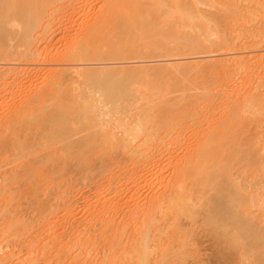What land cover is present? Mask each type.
<instances>
[{"label":"bare ground","instance_id":"obj_1","mask_svg":"<svg viewBox=\"0 0 264 264\" xmlns=\"http://www.w3.org/2000/svg\"><path fill=\"white\" fill-rule=\"evenodd\" d=\"M76 1L0 0V61L11 62L0 70V98L11 105L0 115V264L21 262L11 263L16 247L27 250V264H200V230L217 255L235 256L229 263L263 262L264 53L183 59L172 66L177 75L160 67L169 76L157 66L125 68L141 85L118 94H96L88 81L114 70L80 62L261 49L264 0H105L94 14ZM80 8L84 27L47 52L53 23ZM24 61L52 66L34 71ZM150 69L177 94H166ZM190 110L214 127L195 151L146 153L152 130L182 126ZM164 166L170 174L159 179Z\"/></svg>","mask_w":264,"mask_h":264},{"label":"rangeland","instance_id":"obj_2","mask_svg":"<svg viewBox=\"0 0 264 264\" xmlns=\"http://www.w3.org/2000/svg\"><path fill=\"white\" fill-rule=\"evenodd\" d=\"M78 1V0H77ZM76 1V2H77ZM106 2L105 0H100V2H99V0H79L78 2L81 4V5H83V4H88L87 6H89L86 10H90L91 12H92V14H94V13H96V11L99 9L98 7H100L104 2ZM108 1V0H107ZM78 2H77V5H78ZM96 3V4H95ZM79 4V5H80ZM91 6V7H90ZM91 8V9H90ZM93 10V11H92ZM84 10H82L81 8H80V10H79V12L77 13V12H75V13H73V14H68L69 15V21L67 20L68 19V17H66V18H64V19H62L61 18V21L59 20V21H57L58 22V25L56 24L57 22H55V24L53 23V26H55V31H54V35H52V41H50V43H48V47L46 48L47 49V52H48V49L50 50H52V52H54V49H55V51L57 50V51H61V49H63L66 45V43H69V41H71L73 38H72V36H74V34L75 33H77L78 32V30L80 29V28H82V27H84V25H82L83 24V17H84V13L82 14L81 12H83ZM85 12V11H84ZM94 12V13H93ZM74 15V16H73ZM78 15V16H77ZM80 16V17H79ZM77 18V19H76ZM66 19V20H65ZM71 19V20H70ZM74 19V20H73ZM76 19V20H75ZM80 19V20H79ZM63 20V21H62ZM82 20V21H81ZM65 22H66V24H65ZM62 23V24H61ZM68 23H70V24H72V26L71 25H69ZM65 24V25H64ZM65 26V27H64ZM70 26V27H69ZM72 27V28H71ZM80 27V28H79ZM52 28V29H53ZM64 28V29H63ZM67 30H66V29ZM70 28V29H69ZM63 29V30H62ZM75 29V30H74ZM67 31L66 32V35H68L66 38L64 37V39H63V37H62V39H59V37H61L62 36V34H63V31ZM70 31V32H69ZM75 33H74V32ZM61 33V34H60ZM74 33V34H73ZM71 36V37H70ZM56 37V38H55ZM55 38V39H54ZM51 40V39H50ZM65 41V42H64ZM43 45L45 46V44L43 43ZM43 47V46H42ZM60 49V50H59ZM42 50H43V48H42ZM51 50L49 51L50 53H52L51 52ZM231 50V51H230ZM230 50H228V51H223L222 52V50L221 51H219V52H216V51H214V52H209V53H207L206 52V54L205 53H202V55H201V53L200 54H192V53H182V54H180V55H178L179 53H175V52H172L173 53V55H172V53L171 52H168V55H166V54H163V55H157V56H153V55H145V54H135V55H132V56H117L116 58L115 57H113V56H107L106 57V59L104 58H100V59H92V60H87V61H83V62H80V63H82L81 65H87V67L88 68H90L91 69V67L92 68H100V67H102V68H104V67H106V68H109L110 70H114L113 72H115V73H111L110 75H112V76H110V77H107V79H106V77H104L103 76V78L101 77L102 75L101 74H97V73H95L93 76V78H91L90 80H88V81H90V82H92V80L94 81V82H92L93 83V85H91V87H90V89H92L93 90V92L94 93H96V94H101V93H104V91L106 92V91H109V92H112V93H115V94H118V93H123V92H125V93H135V92H137L138 90V87L141 85V82L138 80V78H136L137 76H134V77H132V75L134 74V72H133V68H136V69H148V68H151V67H154V66H157V67H159L158 69H157V67L156 68H154V71L156 70V72H158V74H159V72H160V70L162 69V68H160V67H164L165 65L168 67V64H169V69L171 70V71H169V70H164V68L162 69V70H164V73L166 72V74H167V76H169V72H171L170 74H172V75H177V73L175 72V74L174 73H172V72H174V70L172 69L173 67V64H176V66H179L180 64H182V66H183V64H186V66L187 65H189L190 63H192L193 62V64H195L196 62H200V61H206V62H208V61H216V60H218V59H230V58H234V56L235 57H238V56H248V55H250V56H256V54L257 53H264V47H262L261 49L260 48H255V50L253 49V48H247V49H230ZM49 53V54H50ZM171 53V54H170ZM48 54V53H47ZM175 54H177V55H175ZM257 55H259V54H257ZM124 57V58H123ZM184 59V60H183ZM181 60H183V62L181 61V63L180 64H178L179 62ZM208 60V61H207ZM4 61V60H3ZM42 61V60H41ZM41 61H38L37 62V64H36V62L34 63V62H30V64H29V62H26V63H28L29 65H26V63H25V61L23 62V63H25V68H28V67H33L32 69H34V68H36V70L34 69V71H40V68L42 69V70H44L43 69V67L44 68H46L47 69V67L50 65V66H52V64L51 63H47V67H46V63L45 62H41ZM185 61V62H184ZM190 61V62H189ZM171 62V63H170ZM178 62V63H177ZM186 62H189L188 64L186 63ZM0 70H4V69H6V68H8V67H11V62H6V61H4V62H2V61H0ZM21 63L22 62H18V63H12V65H14V66H16V67H18V66H20L21 65ZM44 63V64H43ZM10 64V65H9ZM17 64V65H16ZM34 64V65H33ZM49 64V65H48ZM89 64V65H88ZM170 64H172L171 66H170ZM24 65V64H23ZM164 65V66H163ZM14 66H12V67H14ZM50 66L48 67V68H50ZM165 66V67H166ZM181 66V65H180ZM185 66V65H184ZM20 67H24V66H20ZM138 67V68H137ZM140 67V68H139ZM105 68V69H106ZM125 68H126V71L129 69V70H131V68H132V72H133V74H131L130 76H129V79L128 78H125V77H127L126 75H125V72H124V70H125ZM38 69V70H37ZM123 71H122V70ZM144 69V70H145ZM167 69V68H166ZM140 70H137V72L138 71H140ZM141 70V71H142ZM149 70V69H148ZM150 70H152L153 71V69H150ZM173 70V71H172ZM33 71V72H34ZM111 71V72H112ZM135 71V70H134ZM154 71L152 72V73H150L149 74V72H148V77L150 78V79H152V78H154V76L153 77H150L151 76V74L152 75H156L157 73L155 72L154 73ZM167 71H169V72H167ZM176 71V70H175ZM122 72H124L123 74H121ZM137 72H135V75H136V73ZM143 72H145L146 73V70L145 71H143ZM162 72V71H161ZM127 73H131V72H127ZM154 73V74H153ZM163 73V72H162ZM162 73H160V74H162ZM157 74V75H158ZM122 75H125V76H122ZM129 75V74H128ZM163 75V74H162ZM162 75H159V77H156V78H154V79H158L157 81H160L159 83H160V85H161V83L163 82H166L167 81V79L165 78L164 79V76H166V75H164V76H162ZM172 75H171V77H172ZM166 76V77H167ZM24 77V76H23ZM22 76L21 77H19L20 78V80H21V78H22V82H24V81H28L29 82V78H27V77H29V76H25L26 78H27V80H25V77L23 78ZM146 77V76H145ZM160 77H161V80H160ZM237 78H236V80L237 79H239V75H237L236 76ZM241 77V76H240ZM168 78V77H167ZM173 78V77H172ZM176 78H178L177 76H176ZM163 79L165 80V81H163ZM174 79H175V76H174ZM24 80V81H23ZM98 80H100V81H98ZM104 80V81H103ZM111 82V84L108 82ZM172 80V79H171ZM171 80H168V81H171ZM174 81L175 80H173V83H174ZM27 82V83H28ZM100 82H102L101 84H98V83H100ZM106 84H105V83ZM178 82V80L177 81H175V83H177ZM25 83V82H24ZM27 83H25V85L27 84ZM91 83V84H92ZM108 83V84H107ZM114 85H113V84ZM170 83V82H169ZM169 83H167V84H164V85H166L168 88H165V86L162 84L161 86L163 87V88H161V89H163L165 92H166V94H168L170 97H173V95L175 94H177V91L176 90H174L175 88H174V84H172L173 86V88L171 87V85L169 84ZM104 86H103V85ZM231 84V83H230ZM112 85V86H111ZM160 85H158L159 86V88H160ZM168 85H170V88H169V86ZM106 86V87H105ZM110 88V89H109ZM165 88V89H164ZM229 87H226L225 88V91H229V89H228ZM109 89V90H108ZM171 89L172 90H174V91H171ZM227 89V90H226ZM111 90V91H110ZM227 91V92H228ZM170 92V93H169ZM171 92H174V93H171ZM161 93H162V91H161ZM164 93V92H163ZM190 94L191 93V95L192 94H194V92H193V90H191V91H188L187 92V94ZM188 94V95H189ZM174 95V96H175ZM6 95H4L3 97H1L0 98V115L2 114V112H3V110L5 111V109L7 108V107H11V105H9L10 103L8 102V101H10V99H9V97H5ZM8 96V95H7ZM223 97H225L226 98V96H223ZM9 103V104H8ZM9 105V106H8ZM8 109V108H7ZM202 111V110H201ZM214 114H217V112H215ZM190 115H192V112H191V110L185 115V117L183 118V124H182V126H181V124L180 125H178V126H176V123H175V125H174V123L172 124V125H169V127L167 126V127H165V129H164V127H161L162 129H161V132L160 131H157V132H159V134L157 133V134H155V131L154 130H152V136L153 137H157L156 138V140L153 142V143H151V145H149L150 146V149H148V152H146V153H152V154H154V155H163V156H167L169 153L173 156H176V157H179V155H182L183 157H184V154H189L190 152H192L191 150H193V149H191V148H194V146H198L199 144H201L202 143V141L204 140V138L205 137H207V136H209V134H210V130H212V128L214 129V127H212L213 125L211 124V127H209L208 125H207V123L205 124V123H201L200 122V115H201V113H200V115H198V116H196L197 118H198V121L199 122H194V120H196L197 118H193L192 117V119H190L191 117H190ZM200 117V118H199ZM194 119V120H193ZM217 119L216 118H213L212 119V123H217ZM190 122V123H189ZM204 124H205V126H204ZM185 125V126H184ZM209 128H208V127ZM177 127V128H176ZM180 127V128H179ZM157 130H160L159 128L157 129ZM142 135V134H141ZM144 135L145 134H143L142 136H138V138H137V140H135V143H134V145H136V144H139L141 141H142V139L144 138ZM150 135V136H151ZM156 135V136H155ZM247 135H249V134H247ZM151 136V137H152ZM234 137V136H233ZM198 144V145H197ZM144 146L142 145L138 150H139V152L140 151H142V153H144V151H143V149L144 148H146V147H144ZM109 149V148H108ZM195 149L196 148H194V150L193 151H195ZM137 150V151H138ZM144 150H146V149H144ZM110 151L111 152H114L112 149L111 150H103V151H101V152H109L110 153ZM126 151V150H125ZM128 151V150H127ZM178 151V152H177ZM188 151H190V152H188ZM188 152V153H187ZM99 153V152H98ZM138 153V152H137ZM169 154V155H170ZM175 154H177V155H175ZM181 157V156H180ZM186 157V156H185ZM177 159H179V158H177ZM181 160H182V158H180ZM179 159V160H180ZM185 160V159H184ZM184 160H182V161H184ZM181 161V162H182ZM165 170H162V172L164 173H162L161 172V176H159V179H161V178H164L165 177V175H166V177H168V175L170 174H166V173H168L167 171H169V168H167V167H163ZM150 175V174H149ZM147 176V177H152L151 175L150 176ZM160 175V174H159ZM163 175H164V177H163ZM146 177V176H145ZM161 177V178H160ZM165 177V178H166ZM154 178V177H153ZM153 178H151V181H152V179ZM147 179V178H146ZM147 180H149L150 181V178H148ZM95 190V189H94ZM93 190V191H94ZM91 191V190H90ZM93 191H91V192H87L86 194H88L89 193V196H90V194L91 195H93V197H92V200H93V198L95 197L94 196V192ZM94 193V194H93ZM120 194H122V192L120 193ZM89 196H87L88 198L87 199H90L89 198ZM95 199V198H94ZM94 201V200H93ZM93 201H90L89 200V203L90 202H93ZM95 202H96V199H95ZM95 202L94 203H90V204H88V200H87V202H85V203H87L86 205H87V207H89V206H91V204H95ZM80 207V206H79ZM79 207H77L76 206V208L74 209L75 211H77L78 213H79V215H80V209H79ZM77 209H79V211L77 210ZM74 211V213H77V212H75ZM81 216H82V213H81ZM199 230V229H198ZM200 231H201V233H200ZM200 231H198L199 233L197 234L198 235V237L197 238H200L199 240H197V242L199 243L198 244V247H199V257L201 258V259H199L200 261V264H228L229 262V258L230 259H232L231 257H233V259L235 258V256L234 255H228V253H227V255H225L226 253H223V254H219V255H217V250L215 251V241H214V239L209 235V234H207V232H203V230H200ZM204 234V235H203ZM200 236V237H199ZM200 241V242H199ZM200 245V246H199ZM217 246V245H216ZM14 248L13 249H15V247L16 246H13ZM24 248H26L27 249V247L26 246H24ZM10 249H11V247H10ZM18 249H20V248H18ZM18 249H17V247H16V251L18 252ZM217 249V248H216ZM8 250V249H7ZM24 250V251H23ZM24 253H23V252ZM26 251L27 250H25V249H22L21 250V252H22V254H21V252H20V250H19V252H20V255H19V253L17 254V252H16V255L19 257H21V258H23V261L20 259V257H19V259L18 260H16L18 257L15 255V257L14 258H16L15 260H14V258H11V259H13V260H11V263H14V262H18V261H21L19 264H25V261H26V264L28 263V260H27V258H25V260H24V257H28V255H27V253H26ZM2 252V251H1ZM5 252V251H4ZM26 253V254H25ZM216 253V254H215ZM25 254V255H24ZM230 254V253H229ZM262 254V253H261ZM260 254V255H261ZM27 255V256H26ZM225 255V256H224ZM223 256H224V258H226V257H228L227 259H224L223 258ZM262 256H263V258H264V253L260 256L261 257V259H262ZM216 257H219V258H216ZM259 257V258H260ZM223 258V259H222ZM215 259H219V260H215ZM223 260V261H222ZM228 260V261H227ZM259 260V259H258ZM258 260H256L255 261V264H264L263 262H261L260 260L258 261ZM221 261V262H220ZM233 261V260H232ZM231 260H230V263L229 264H231V262H232ZM228 262V263H227ZM233 263V262H232Z\"/></svg>","mask_w":264,"mask_h":264}]
</instances>
